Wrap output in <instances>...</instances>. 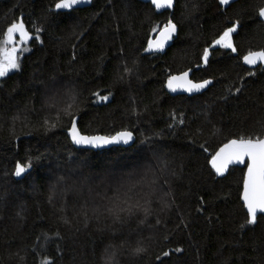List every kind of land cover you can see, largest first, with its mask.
<instances>
[{
    "label": "trees",
    "instance_id": "trees-1",
    "mask_svg": "<svg viewBox=\"0 0 264 264\" xmlns=\"http://www.w3.org/2000/svg\"><path fill=\"white\" fill-rule=\"evenodd\" d=\"M56 2L0 0V38L21 16L30 30H42L20 68L0 79V264H106L109 245L117 252L112 264H264V215L240 228L245 168L219 177L209 163L229 139L264 137V65L242 62L249 50L264 48L257 12L264 0H176L161 13L140 0H90L70 11L56 10ZM169 19L178 26L172 45L163 54L145 51L152 29ZM235 21L237 51L212 46L205 65L204 48ZM189 69L194 80L212 81L208 89L169 94L168 76ZM59 81L73 88L54 87ZM60 91L77 94L72 111L83 134L127 129L135 143L78 149L66 133L70 124L45 132L44 118L55 121L71 103L68 94L53 96ZM29 159L30 171L16 179V162ZM75 170L86 173L82 189L68 175ZM154 187L161 193H151ZM119 192L130 193L129 204L147 200L151 215L136 211L123 225L95 219L93 208L108 203L97 193ZM138 241L148 251L135 257ZM162 252L170 255L156 260Z\"/></svg>",
    "mask_w": 264,
    "mask_h": 264
},
{
    "label": "snow or ice",
    "instance_id": "snow-or-ice-1",
    "mask_svg": "<svg viewBox=\"0 0 264 264\" xmlns=\"http://www.w3.org/2000/svg\"><path fill=\"white\" fill-rule=\"evenodd\" d=\"M83 0H57L54 5L56 10H71L75 5L80 4ZM220 5L229 4V0H219ZM151 4L156 9H165L173 7V0H151ZM258 17L264 19V7L257 9ZM240 21H235L230 27H226L217 39L212 41L209 47L204 48L201 60L205 65L209 62V48L215 45H219L223 48L230 49L232 52H236L237 49L233 42V34L237 32ZM33 31L36 33L33 35ZM42 30L39 28L29 29L20 17L18 21L12 22L7 28L2 38H0V78L6 77L12 70L20 68V57L23 52L27 49V45L33 41H39V33ZM156 32V38L148 39V46L145 51H159L165 47V44L171 41L174 35L177 33V25L173 23L171 19L163 25L162 28L152 29ZM75 59V56H73ZM242 60L247 65H256L258 62L264 64V48L259 50H249L243 57ZM131 70L127 67L124 68V72L128 73ZM189 71L180 72L178 75H169L166 82V87L175 92L177 89H183L186 92H199L204 89L207 85L211 84V80H201L199 82H193L190 80ZM123 79V75L119 77ZM237 92L241 89L237 88ZM99 100H107L108 96H100L98 93L94 94ZM111 95V93H109ZM69 99L71 103H68L64 108L57 111L55 121L50 122L48 117H45L41 127L45 132L58 126H64L70 124L67 127L68 136L75 145H87L93 148L103 147L110 144H129L133 139V133L127 129L116 132L111 136L101 135H84L77 127V116L72 109L77 108L76 100L77 94L73 92ZM53 107V105H49ZM78 110V109H77ZM63 117H68L67 121L63 120ZM175 119V117H173ZM183 123V120H180ZM171 127V125H169ZM209 163L212 169L215 170L216 175L223 176L228 170L229 165H246L245 170L242 173V191L240 192V199L243 201V207L247 210L246 220L244 224L240 225L241 230H245V226H256L258 224V217L264 214V137L249 135L248 137L240 136L239 138L229 139L227 143L223 144L214 155L211 156ZM31 160L22 164L17 161L15 164V170L12 175L21 177L28 173L31 169ZM132 185L127 189V192L132 190ZM119 191V190H118ZM127 192L124 193L127 196ZM101 200L107 199L108 203L101 210L100 207L93 208L94 218L100 220L101 218L110 219L112 225L125 224L129 217L135 214L136 211H143L145 217L151 215L148 201L145 200L144 204H140L137 201L135 204H129L128 201L122 200L119 195L114 197H105L97 193ZM3 197H0L2 199ZM52 200V196L49 197ZM83 207V206H82ZM85 218V223L89 219L87 212L82 213ZM19 215V213H18ZM65 223H68L65 220ZM140 223H144L143 220ZM156 223H160L159 220ZM111 227V225H108ZM102 231V229H101ZM55 235H59L56 233ZM47 238V237H45ZM167 239V237H165ZM123 242L121 243V248ZM111 249V252H109ZM147 249L142 245L141 242H137V246L131 249V255L139 257L147 253ZM176 253H181V248L174 250ZM106 253V264H112V261L116 257V246L109 245L105 248ZM168 252H162L156 256V260H160L161 256L168 257Z\"/></svg>",
    "mask_w": 264,
    "mask_h": 264
},
{
    "label": "water",
    "instance_id": "water-1",
    "mask_svg": "<svg viewBox=\"0 0 264 264\" xmlns=\"http://www.w3.org/2000/svg\"><path fill=\"white\" fill-rule=\"evenodd\" d=\"M140 1H142V2H145V3H151V0H140ZM231 0H229V2H230ZM175 2H176V0H173V7H171V8H165V9H156L155 8V6H153L152 4V6L155 8V10L158 12V13H161V12H164V11H167V10H173V8H174V6H175ZM89 3H90V0H83V2H81L80 4H78V5H75L74 7H73V9H77V8H83V7H86V6H88L89 5ZM225 6V5H224ZM264 7V6H263ZM72 10V9H71ZM64 11H70V10H64ZM22 17V16H21ZM263 23H264V19H261V18H259ZM174 23V22H173ZM177 25V24H176ZM177 33H178V26H177ZM177 33L174 35V37L177 35ZM157 35V34H156ZM174 37H173V39H174ZM156 38V36L154 37V38H152V39H155ZM173 39L171 40V41H169L168 43H166L165 44V47L163 48V49H161V50H159V51H149L150 53H160V54H163V53H165V51L172 45V43H173ZM242 62H243V60H242ZM243 64L247 67V68H250V69H255V68H257V67H259V66H261V65H264V64H260L259 62L256 64V65H247V64H245L244 62H243ZM187 71H189V70H187ZM192 73H193V71L191 70L190 72H189V79L190 80H192L193 82H199V81H196V80H194L193 78H192ZM175 75H178V74H175ZM1 79V78H0ZM167 82V81H166ZM210 86V84L209 85H207L204 89H201L199 92H192V93H189V92H186V91H184L183 89H177L175 92H173V91H170L167 87H166V83H165V88H166V90H167V92L169 93V94H171V95H173V96H175V95H188V96H193V95H197V94H200V93H203L205 90H207L208 89V87ZM77 127H78V124H77ZM78 129H79V127H78ZM79 131H80V129H79ZM129 131V130H128ZM81 132V131H80ZM132 132V131H131ZM66 133H67V130H66ZM82 133V132H81ZM133 133V139H132V141H130L129 142V144H110V145H105V146H103V147H99V148H93V147H91V146H87V145H75V144H73V146L74 147H76V148H78V149H91V150H104V149H109V148H111V147H131L134 143H135V141H136V135H135V133L134 132H132ZM83 134V133H82ZM67 135H68V133H67ZM84 135H88V134H84ZM95 135H101V136H107V135H103V134H95ZM89 136H91V135H89ZM69 137V136H68ZM69 139H70V141H71V138L69 137ZM72 142V141H71ZM225 143H227V142H225ZM224 143V144H225ZM223 145V144H222ZM221 145V146H222ZM220 146V147H221ZM219 147V148H220ZM218 148V149H219ZM210 167L212 168V166H211V164H210ZM233 167H240V168H246V165H241V164H236V165H229V170L223 175V176H219V175H217V176H219V177H225L227 174H228V172L230 171V169L231 168H233ZM214 170V169H213ZM215 171V170H214ZM27 175V173L26 174H24V175H22L21 177H16L15 176V178L16 179H18V180H21V179H23L25 176ZM242 203H243V201H242ZM246 210V209H245ZM246 212H247V210H246ZM261 215H264V214H261Z\"/></svg>",
    "mask_w": 264,
    "mask_h": 264
},
{
    "label": "rangeland",
    "instance_id": "rangeland-1",
    "mask_svg": "<svg viewBox=\"0 0 264 264\" xmlns=\"http://www.w3.org/2000/svg\"><path fill=\"white\" fill-rule=\"evenodd\" d=\"M13 71H15V70H12L11 72H13ZM11 72H10V73H11ZM57 83H58V82H57ZM71 85H73V84L70 83V82H63V83H61V82L59 81V84H54V87H56V88H57V87H60V86H61V87H64L62 90L65 89V91L67 92V89H72V88H73V87H70ZM50 87H53V86L50 85L49 88H50ZM69 87H70V88H69ZM56 88H55V89H56ZM62 90H61V91H62ZM61 91L58 92V93H54L53 96H62V97H64V96H66V95L68 94V97H69V96L72 94V91L69 92V93H61ZM59 100L62 102V98H59ZM58 103H59V102H58ZM116 168H117V167H115V172H116ZM90 171H91V170H90ZM141 173H142V172H141ZM68 175H69L70 177L77 178L78 181H76V183H74V185H75L76 188H77L76 190H78V189H82V188H83L82 183H80V182H81L82 179H85L84 176L86 175V173L82 172L81 170H80V171H79V170H75V171H70V172L68 173ZM137 176H138V175H137ZM89 177H91V176H89ZM94 178H97V174H96V173L94 174ZM90 179H91V178H90ZM111 180H112V181L115 180L114 177H112ZM105 182H106V181H105ZM71 185H72V184H71ZM71 185H70V186H71ZM73 188H74V187H73ZM76 190H75V191H76ZM157 190H158V189H157L156 187H154V188L151 190V193H153V194H155V193H159V194H160V193H161L160 189L158 190V192H157ZM68 191H69V190H68ZM117 194L120 196V198H121L122 200H125V199H126V200L129 202V198H130V197H129V196H130L129 194H130V193L127 194V195H128L127 197H125L124 193H122V192H121V193L119 192V193H117Z\"/></svg>",
    "mask_w": 264,
    "mask_h": 264
}]
</instances>
